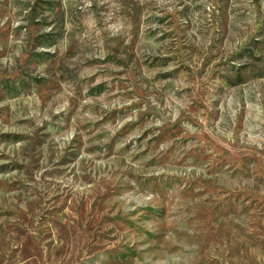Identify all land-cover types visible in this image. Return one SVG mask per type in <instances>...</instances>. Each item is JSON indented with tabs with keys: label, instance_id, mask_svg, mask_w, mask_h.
Instances as JSON below:
<instances>
[{
	"label": "rangeland",
	"instance_id": "374dc122",
	"mask_svg": "<svg viewBox=\"0 0 264 264\" xmlns=\"http://www.w3.org/2000/svg\"><path fill=\"white\" fill-rule=\"evenodd\" d=\"M0 264H264V0H0Z\"/></svg>",
	"mask_w": 264,
	"mask_h": 264
}]
</instances>
